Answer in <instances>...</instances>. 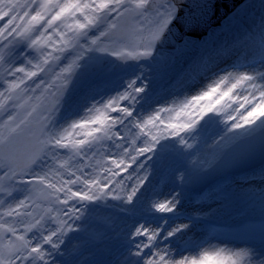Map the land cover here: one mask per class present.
<instances>
[{
	"label": "snow or ice",
	"instance_id": "6c2138e0",
	"mask_svg": "<svg viewBox=\"0 0 264 264\" xmlns=\"http://www.w3.org/2000/svg\"><path fill=\"white\" fill-rule=\"evenodd\" d=\"M130 2L131 0H0V22H3L0 23V44L7 41L4 46L8 47L24 38L29 42L28 47L37 50L42 57L36 63L28 60L27 63L32 69L28 70L24 67L14 69L3 67V56L0 55V67L3 68L4 82L8 85L5 90L9 94L7 99H11V93L16 90L30 91L33 94L39 93L35 99L43 106L39 128L30 133L26 146L20 149L9 142L4 158L13 159L23 151L28 157L29 165L35 164L44 156L56 159L61 154H71L70 159L71 156H75L82 162L90 158L89 153L94 157L100 149H104L105 142H110V146L116 150L112 153L115 158L104 161L102 177L88 179L85 165L76 172H70L68 179L56 183L49 180L47 173L43 176L36 175L34 181H21L42 185L40 195L49 204L47 215L35 217L34 223L27 224L24 228L25 233L38 229L39 243L33 244L31 238L26 239L25 235L17 234L14 224H8L7 221L0 223V229L22 242L23 248L27 250V254L22 257L24 260L31 258L40 264H54V261L48 258L53 253L45 251L44 245H50L51 249L63 255V252L59 251L61 244L64 243L62 237L66 231L74 230L68 221L80 219L77 215L79 209L75 204H70V201H93L110 196L113 200H120L123 204L131 206L122 208L129 212L142 204L141 196L147 190L146 183H150V169L161 159L166 148L165 145H161V139L176 137L179 144L191 148L188 139L181 134L192 132L210 113L225 116L226 132L234 134L230 139L239 140L242 137L259 135L261 147L264 148V84H258L254 76L223 69L211 72L212 68L207 66L201 75L211 82L205 90L193 95L191 99L184 100L174 120L165 121L162 116V113L175 110L170 108H161L147 119L136 118L134 110L138 97L145 92L144 86L137 85L140 79L138 76L135 80L129 81L122 93L109 98L106 102L97 101L91 105L86 118L74 120L68 127L60 130L54 127L53 121L65 102L66 93H69V77L74 67L81 66L78 61L84 59L85 52H108L118 59H154L155 45L166 34L173 32L177 21L184 23L188 29L200 23L195 17L182 20L180 9L168 0H162L156 5L152 0H135V9L138 10L136 15L143 17L147 26H135L132 30L135 38L130 48L125 45L119 51H109V46L101 47L103 38L109 39L112 43L129 38V29L126 27H121L118 32L113 30L117 29V22L130 12L128 7ZM114 15L116 19L110 20ZM69 60L71 63L62 66ZM18 73H22L23 77L17 76ZM42 73L44 75H41ZM209 73L212 75L209 76ZM6 77L14 79L8 81ZM28 80H32L31 85L27 84ZM21 85L25 87L21 89ZM2 97H5V92H0V98ZM32 99L33 97L29 96L25 103ZM3 107L4 104L0 103V109ZM228 109L232 111L228 112ZM35 111L36 106H33L27 115L32 116ZM113 113L116 115H112ZM14 120L15 117L9 116L7 123ZM257 122L258 127H253ZM23 123L25 121L22 120L20 124ZM20 124L16 127L19 128ZM134 129L137 131H133ZM154 129L159 131L154 132ZM239 130L244 131L237 134ZM3 144L4 141L0 140V145ZM157 145L160 146L159 153ZM229 163L226 162L225 166ZM77 172L80 175H77ZM125 173L127 175H124ZM116 177L120 179H114ZM185 178L184 174L180 177L182 181ZM77 184H82L86 191L74 190L73 186ZM29 199L31 197L20 200L15 207L10 206L0 216L10 218L32 216L30 209L33 204L27 202ZM179 203L177 194L164 201H153L151 207L157 213L176 215ZM0 204H3V201H0ZM52 205L63 207L55 208ZM53 212H56L55 216L52 215ZM60 216L68 217V220H59ZM49 223H55L56 227L49 229L47 227ZM187 228V224H182L161 230L159 225L153 228L147 224H140L129 233L139 239L136 240V250L132 253L135 259L126 264H213V262L229 264V260L221 258L220 253H215L214 256L204 253L199 258L175 259L169 247L162 245L169 237H175L177 233H182ZM6 247L11 250L15 245L12 240H8ZM19 251V249L10 251L8 259L0 257V264H17V259L21 258ZM230 264H236V261L230 260ZM261 264H264V261Z\"/></svg>",
	"mask_w": 264,
	"mask_h": 264
},
{
	"label": "rangeland",
	"instance_id": "374dc122",
	"mask_svg": "<svg viewBox=\"0 0 264 264\" xmlns=\"http://www.w3.org/2000/svg\"><path fill=\"white\" fill-rule=\"evenodd\" d=\"M169 3H173V2H169ZM128 7L129 9L136 10L135 0H131ZM228 17H230V15ZM228 17L223 21L222 28L218 27L221 28L219 33H221L224 29L225 30L230 29V32L239 31L242 29L253 30L256 23L260 22L259 26L261 28V33L264 34V0H253L252 4L248 8L240 10V14H237L235 19L227 20ZM111 18L116 19L115 15ZM139 18L141 17L135 18L132 21L130 35L132 33V30L134 29L135 20ZM214 28L215 27H213L212 29ZM211 30L209 31L208 35L210 34ZM208 35L204 36L201 40L194 37H186L184 41L178 44L177 47V48L182 47L181 48L182 54L180 56L179 55L176 56V54H171L172 55L171 57H167L165 55H167L168 51L167 50L156 51V45H155L153 50L154 59L146 58V60L142 62L145 64V70L142 73H137V74H134L135 73L134 68L130 66L126 67V68L129 67L127 70L114 71L115 70L114 66L118 63V60L115 61L117 57H114L113 55H109V53L107 52L105 55H103L101 58L95 61L97 65H102L104 59L108 58V62L103 64L105 67L102 70L98 71L100 73L94 79H92L90 81L91 83H89L88 85L90 86L92 83H96V82L103 83L105 80L107 81L105 86L100 89H96L94 92H92L91 95L92 96L94 95L95 98L94 99L90 98L91 100L88 98L87 102L82 107H79V109L76 110V114L72 115L71 117L67 118L64 121L61 120L55 121V123L53 124L54 127L57 130H60L63 127H68L71 124V122L74 120L86 118L89 115L88 108L91 105L95 104L97 101L106 102L109 98L115 97L119 93H122L127 88L129 81L135 80L138 76L140 77V79L137 81V85L144 86L145 92L147 93L152 91V88H149L151 86L149 84H151V82L154 81V93L150 98H148L150 102L146 106H144V103H140V100H138V103L136 104L134 110L135 112L134 115L136 116V118L147 119L150 115H155L156 111H158L161 108H170L175 110L171 112L162 113L163 118L165 119L166 117V119L168 120L176 119L177 111L179 110L184 100L191 99L193 95H197L199 94V92L205 90L207 85L211 82V80L204 82L201 79L200 84L199 83L194 84L192 82L184 80V82L181 83L178 87L174 88L173 86L176 85H172V87L166 90H164L166 87H162L163 83L158 85L157 88H155V83L163 76L164 71L168 70V68H165L166 66L172 65L173 71L177 69V74L182 75V73L186 69H188L190 66L195 64L194 62L201 54L202 49L205 50L208 45L209 46L211 45V47H213L216 44V46H218V44L216 43L217 40L216 38L212 39V41L207 42L209 40V38H207ZM226 36L227 34L224 37ZM251 36L249 35L247 36V38ZM258 37H260V35H258ZM187 38L190 39H188L189 41L185 43ZM217 38L220 39L219 37ZM102 40L105 42L110 41L107 38H103ZM28 43L29 42L27 41V39L21 38L20 40L15 41L13 44H11L8 47L4 46V44H7V41H5L4 44H0V55L3 56V67H8L12 69L16 67H24L28 70H32L31 65H29L27 61L32 60L33 63H36V61L38 59H42V57H40L37 50L30 47L27 48L28 52L20 51L22 47L25 46V44L28 45ZM92 53L97 54V52L95 51H93ZM164 58L167 61V63L165 64H163ZM91 63L92 62H81L79 63L81 65L80 68H86L87 66H90ZM153 63L159 65L157 69L148 68L150 66H153ZM257 67L262 68L259 72L260 73L259 75L264 77L263 64L258 66L246 67L241 70L235 71L234 73L245 72L244 74L255 77L256 74L254 75V73H256L255 69H257ZM77 68L79 69V67L73 68L72 74L77 70ZM187 72H185L184 75H186ZM72 74L69 77V82H68L69 93H66L67 95L66 97L69 96L71 98V102H67L66 106H64L63 104L57 115L63 113L72 105V103L77 99L76 97L73 96V94H76V91L85 87L87 82H89V80L93 77L94 73L84 82H80L79 80L75 79L72 76ZM111 74H116V75L111 79H106ZM41 75L44 74L42 73ZM122 75L126 77L122 78L121 77ZM17 76L23 77V74L18 73ZM105 76L106 78L102 79ZM6 79L8 81H11L14 78L6 77ZM4 80H5V76L3 74V68L0 67V92H5V97L0 98V103L4 104L3 109H0V140L3 141L8 139L11 133L19 131L25 124L29 123L31 120L35 122H39L40 118L36 119L35 115L37 112L43 110V106L41 105V102L35 99V96L39 95V93L33 94L30 91L16 90L11 93L12 98L7 99L9 94L5 90L7 89L8 85L7 83L4 82ZM29 82L30 80L27 81V84L31 85ZM138 82H140V84H138ZM110 84H114L115 87L109 88L108 85ZM24 87H25L24 85H21V89H23ZM245 87H247V85H245ZM149 89L151 91H149ZM158 89L162 93L158 94L159 93ZM144 93H141L140 97L138 98H141L144 95ZM29 96L33 97V99L29 101L32 104L30 111H32L33 106H36V111L33 112L32 116H28L27 113L29 111L25 112L23 110L24 107H20V105H23L24 101H26ZM44 103H46V101H44ZM233 107L236 106L233 105ZM227 111L231 112L232 110L228 109ZM9 116L15 117V120L12 121L11 123H7ZM225 119L226 118L223 115L215 116L214 114L210 113L209 116L205 117L203 120L199 122V124L196 126L194 130H192V132L182 133L181 135L185 136L188 139V143L192 145L191 148H187L179 144L177 142L178 138L176 137H169L166 140L161 139L160 141L161 145L166 146L165 151L162 153L161 159L157 163H155L150 169L151 171L150 183H146L147 190L144 191L143 195L141 196L143 203L138 205L133 211L129 212L122 210V208H128L131 206H127L123 204V202L120 200H113L111 199L110 196L93 201H70V204H75L76 207L79 209L77 215L80 216V219L75 221L72 220L68 221L70 224H72L74 230L71 231L70 234H66L65 232V235L62 237L64 243L61 244L59 251L63 252V256H64L63 248L65 247V244L69 243V245L67 246V250L75 251L74 253H76L75 255L76 261L78 262V264H82L86 258V255L85 256L82 255V251L87 246V242H89L88 245L92 248L91 252H89L88 254L90 262L92 263L94 262V264L97 263L102 264L100 263V260H103L104 258L108 257V264H126V262L135 259L132 253H134L136 250L135 242L139 238H134L133 236L129 235L130 232L134 231L135 227L139 226L140 224H147L150 227L155 228L159 225L161 230H163L164 228H171L176 225H182L179 222L176 223L170 222L169 225H165V226L160 225V223L163 222L161 218H165L166 214L155 212V209L151 207V202L164 201L165 199H169L171 198V196L177 194H179V199H180V203L177 206H180L182 202H184L185 194L191 193L192 191L189 186L190 177L195 175L193 174L192 171L194 167L197 168L203 162L202 160H200L201 155H199L195 160L194 157L198 155L199 151L203 150L205 144L209 142L212 143L211 145L212 149L210 146L206 150V152L210 153L213 152L214 150L217 151L218 148L222 146V144L226 140L230 139L234 135L230 131L226 132L227 124L225 122ZM22 120L25 121V123L20 124ZM258 123L259 122H257V124ZM18 124H20L19 128L16 127V125ZM13 129H15V131H13ZM133 131H137V130L134 129ZM158 131L159 129H154V132H158ZM243 131L244 130H239L237 134H240ZM221 137H225V139L222 140ZM141 139H143V137ZM237 141L233 142L225 149L227 150ZM105 149H107V151H105ZM159 149L160 146L157 145L158 153H159ZM61 151L63 152V150ZM115 151L116 150L110 146V142H105L104 149H100V151L97 152L94 157L92 156L91 153H89L90 158L85 159L82 162L79 161L78 158H76L75 156H71L70 159L69 156L71 154H67V155L61 154L56 159L48 158L47 159L48 162L46 163V165L44 164L41 165L40 167L41 170L39 174L33 173L26 176H29L27 179L35 180L36 175L43 176L45 175V173H47L49 180L52 183H56L57 181L68 179L70 172H76L78 168L86 165L87 166L86 175L88 179H92L97 176L102 177V168L105 167L104 161L106 159L115 158L112 155V153ZM219 159L215 161L209 168L213 167L219 161ZM61 165H63V167H61ZM129 171H131V169ZM5 173L8 174L5 175ZM15 173L16 170L12 164L8 163L7 161L0 160V194L15 189L13 196L2 198L0 200L3 201V204H0V214L7 211V209L10 206L15 207L20 200H24L27 197H31V199H29L27 202L29 204H33V207L30 209L33 215L22 216L18 218L0 216V223H4V221H7L8 224H14V226L17 229V234L25 235L26 239L31 238L32 243L36 244L40 242L39 230L33 229L32 232L25 233L24 228L27 224H33L35 217L40 215H47V209L49 207V204L43 202L39 198L40 190L43 187L42 185H38L35 183V184H31L30 186H24L22 188L20 187L16 188V186H13L16 180L20 181L23 179L20 177L22 173H20L17 176H15ZM182 174H184L186 177L185 180L183 181L180 179ZM77 175H80V173L77 172ZM124 175H127V173H125ZM71 178L75 179V177H71ZM250 178L241 177V179H235L229 181V184L226 185L225 187L226 193H230V191L232 190H234V192L236 193L232 192L231 195L232 194L239 195L246 192H255L250 190H244V191L235 190L236 187L248 188L253 186H259L260 188L258 189V191L264 192V177H258L255 179H250ZM114 179H120V177H116ZM23 184H25V182ZM73 188L74 190L86 191V189L83 187L82 184H77L73 186ZM36 191L37 193H39V195H37V193L35 194ZM167 192L169 194H166ZM226 199L227 198H225V200ZM33 202H35V204ZM52 206L55 208L63 207L61 205H52ZM202 206H203L202 210H199L198 213L203 212L208 217H215L214 212L218 210L214 202L207 204H196L194 205V208H200ZM263 207H264V199L255 202L254 207L252 208H254L255 210H259L262 209ZM187 208L189 207L187 206ZM21 211L23 212L24 209H21ZM122 213H126L127 216L122 215ZM134 214H136V216ZM143 214H146L147 217H143L142 216ZM52 215L55 216L56 212H53ZM58 219L68 220V217L60 216L58 217ZM192 224H195V227L199 226L198 223H194V221H192L191 223L187 224L188 225L187 229H185L182 233H177L175 237H169L168 238L169 240L167 242H164V244L162 245L169 247L175 259L184 255L185 253H190V252L198 253L200 251H203V249L206 248L208 245L213 244V242L209 241L205 245H201L199 248L194 249L196 243L195 236L192 238H188L190 232L194 231L193 230L194 225ZM47 227L49 229H52L56 227V224L49 223L47 224ZM2 232L5 231L3 229H0V235ZM73 235L76 236L74 237ZM73 237L76 240V242L70 243ZM8 240H12L13 244L14 245L16 244L14 237H12L10 233H7L6 237L4 238L0 236V257L5 259H8L10 257V254H5V251L10 252L13 251L14 249L13 248L10 250L9 248H6ZM182 243L188 244V248L179 251V249H181L182 247ZM228 245H225L223 248H221V250H219L220 252L217 250L211 251L210 255L214 256L215 253H220V256L222 258L229 260V264H230V260H235L236 264H253L254 262L261 264V262L264 261V253L260 254V252L256 251L255 248L252 246L235 245V244H231L229 246ZM19 250H20L19 255L21 258L17 259V264H40L39 261H32L31 258H29L28 260H24L22 257L27 254V250L24 249L23 247ZM44 250L51 251L53 253V255L50 257L52 260L60 255L57 253L56 250H53L51 248ZM118 255L119 257L117 258Z\"/></svg>",
	"mask_w": 264,
	"mask_h": 264
},
{
	"label": "bare ground",
	"instance_id": "6f19581e",
	"mask_svg": "<svg viewBox=\"0 0 264 264\" xmlns=\"http://www.w3.org/2000/svg\"><path fill=\"white\" fill-rule=\"evenodd\" d=\"M252 1L253 0H249L246 3H244L243 5H241V7H239L232 15H230V17H228L227 20L235 19L236 18V15L237 14H240V10L241 9L248 8L252 4ZM110 20H115V19L114 18H111ZM137 25L144 26V27L147 26L146 23L144 22V18L143 17L135 20L134 28ZM221 28H222V26H221ZM221 28L215 27L210 32V34L212 36L210 34L207 36V38H209V40L207 42L212 41V39L216 38L217 40L216 39L215 40H216V43L218 44V46H216V44L214 43L215 45L213 47H211V45L210 46L208 45L205 50L202 49L201 54L199 55V57L194 62L195 64L192 65V66H190L185 71L193 70L194 67H195V65H198L200 63H201L200 66H199L200 69L203 68V66L211 67L212 69L213 68H216L217 69L218 65H216L215 63L220 62V56L223 53H224L223 59L225 61H227V60L230 61L231 59L234 60L236 58L237 59H240L242 56H246V54L243 53L245 51H249L251 49H253L252 50L253 52L254 51H258L259 49H256V46L261 45V41L264 40V38L262 37L263 36V33H261V28H258V29H255V30H252V29H246V30H244V32L243 33H240L238 36L245 35L246 33L249 34V32H250V34L252 36L250 35L251 37H249L250 38L249 40H243V41L242 40L234 41L238 37H235V38L234 37H229V35H227L226 37H224L229 31L223 30V32L219 33ZM94 31L95 30L93 29V32ZM255 33L258 34V35H260V37L262 39H257L258 37L257 38L254 37L253 34H255ZM90 35H91V33H90ZM217 37H219L220 39H218ZM134 38H135V33L132 31L130 37L128 39L124 40V41H120L118 43H112L111 41H106L105 42V41L102 40V43H101L100 46L101 47H104V46L107 45V46H109V51H113V50L119 51L122 48H124L125 45H127L130 48L132 46V42H133V39ZM188 39H190V38H187V40L185 41V43L189 41ZM250 40H251L250 46H248V48H245V43L248 42V41H250ZM232 41H234V42H232ZM230 42H232V43H230ZM27 48H28V45L25 44V46H23L20 51L27 52V50H28ZM181 48L182 47L176 48L174 50H170V51H168L167 55H165V56L171 57L172 56L171 54H176V56L177 55L180 56L182 54L181 53ZM95 52H97V54H94L92 52H85L84 53V59L81 60V61H78V63H81V62H92L91 65L96 64L95 61H97L99 58H101L103 55H105L107 53V52H98V51H95ZM26 55H28V54H26ZM202 55H203V57H201ZM114 57H116V56H114ZM39 60L40 59H38L36 62H38ZM116 60H118V58H116L115 61ZM163 62H164L163 64L167 63V61L165 60V58L163 59ZM223 62L224 61H222L220 63V65L225 64ZM67 63H71V60L66 61L62 66H66ZM158 66L159 65L153 63V66H150L148 68L149 69H152V68H156L157 69ZM133 68H135L134 69V72H135L134 74L142 73L145 70V64L144 63H141V64H138L136 66H133ZM165 68H168V70L167 71H164L163 76L159 80L156 81L155 88L158 85H160L161 83H163L162 85H164L166 83H172L173 84L179 77H181L180 75L178 76V74L175 76V73L177 72V69H175L173 71L172 65L166 66ZM86 69H88V68H86ZM232 69H234V68H232ZM261 69L262 68L257 67V69H255L256 70V73H254V75L256 74L255 78H256V82L258 84H264V77H262V76L259 75L260 74L259 72H260ZM228 71H231V70H228ZM99 73L100 72H98L96 74H93V77L89 80V82H87V86H85L82 89L76 91V94H73V96L76 97L77 99L72 103V105H71L72 106V109L69 110V112L67 114H72L77 109H79V107H82L87 102L86 100H83L84 97H86V95H88L87 98L94 99L95 98L94 95L92 96V95L89 94L90 91H92L95 88L100 89V87H104L105 86L106 83H104V82L103 83L96 82V83H93L90 88H88V84L90 83V81L92 79H94ZM236 73L244 74L245 72H236ZM192 74H194V73H192ZM210 75H212V74H210ZM194 78H196V76H194ZM212 78H214V77H212ZM33 80H35V78H33ZM31 83H32V80L30 81V84ZM138 84H140V82H138ZM149 85H151L149 88H152V91L149 89V91H151V92H149V93L145 92L144 95L141 98H138V100H140V103H143V102L147 101L148 97L153 94V92H154V81H152L151 84H149ZM146 93H147V95H146ZM80 94H82V95H80ZM67 102H71V98L69 96L66 97L64 106H66V103ZM148 103L149 102H146L144 104V106L148 105ZM31 106H32V104L29 101L27 103H25V101H24V104H23V107L24 108H23V110L25 112H28V111L31 110ZM42 113H43V110L37 112L36 115H35V118L36 119L41 118V114ZM165 120L167 121L168 119H166V117H165ZM54 123H55V120L53 121V124ZM258 125H259V123L257 125H255V126H253V127H258ZM234 141H236V140L229 139V140H227L224 143V146L220 150L213 151V152H210V153L209 152H206V150L212 145V143L209 142V143L205 144L203 150L202 151H199L198 152V155H196L194 157V160H195L199 155H201L200 156V160H202L203 162L197 168L194 167V169H193L192 172L193 173H198L200 171L206 170L209 166H211L215 161L218 160V158L221 156V154L223 153V151L225 150V148L228 145H231ZM211 149H212V146H211ZM213 149H214V147H213ZM205 152H206V154H205ZM47 159H48L47 156L42 157V159H40L36 163V165H34L32 167H29L28 169L23 170L24 171L23 173H27V175H30V174H33V173H38L39 174L40 173V170H41V168H40L41 165L42 164L46 165V163L48 162ZM262 170H264V167H262V168H260L258 170H255L254 172L257 173V172H260ZM229 176L230 175L228 173H225L224 176L222 178H220L219 180H217L216 182L217 183H221L222 181L227 180V178ZM20 177L23 178L22 179L23 181H29V180H31V179H27L29 176H26V175H21ZM22 180H20V181L16 180L13 186H16V188L17 187L22 188L24 186H30L31 185V184H28L26 182H25V184H23L21 182ZM32 184H35V183H32ZM257 187L258 186L248 187V188H246V190L256 191L257 190ZM239 189L242 190L243 188H239ZM14 190L8 191L4 195H0V200L2 198H7V197L13 196ZM36 193H37V191L35 192V194ZM166 194H169V193L167 192ZM37 195H39V193H37ZM39 209H40V207H39ZM211 219L217 221L214 218H211ZM177 221L178 220H176L175 222H177ZM196 228H198V226ZM68 233H70V232H68ZM73 236H75V235H73ZM220 242H225V241H220ZM225 243H227V242H225ZM232 244H239V243H232ZM68 245L69 244H65V247L63 248V250H64V256L63 255H59L57 258H55L53 260L50 257H48V258L50 260L54 261V264H63L64 263L63 262L64 260L65 261L66 260H69V261L74 260V255H73L72 250H67V246ZM229 245H231V244H229ZM239 245H242V244H239ZM48 246L49 245H44L43 248L44 249H48ZM224 246L225 245H223L222 243H219V242L218 243H213V244L208 245L206 248H204L203 251H200L198 253H196V252L185 253L184 255H182V256H180V257H178L176 259L179 260V259H181L183 257H190V258L191 257H197V258H199L204 253H208L210 255V252L211 251H213V250L219 251ZM90 251H91L90 248H86L82 253L85 254V253H88ZM213 264H214V262H213ZM253 264H258V263L254 262Z\"/></svg>",
	"mask_w": 264,
	"mask_h": 264
},
{
	"label": "water",
	"instance_id": "95a60500",
	"mask_svg": "<svg viewBox=\"0 0 264 264\" xmlns=\"http://www.w3.org/2000/svg\"><path fill=\"white\" fill-rule=\"evenodd\" d=\"M174 2L180 9L181 19H192L195 17L200 23L198 26L188 29L184 26V23L177 21L174 25L173 32L166 34L160 42L156 44V49H174L177 45L184 41L185 37L190 36L201 40L204 36L208 35L209 31L213 27L222 26V22L232 13H234L242 4L248 0H168ZM162 0H152L154 5L161 3ZM131 10L126 13L125 16L119 20V25L116 31L118 32L121 27H126L131 31L132 20L136 17V12ZM190 14V15H189ZM130 35V34H129ZM133 60L130 58L118 59L117 68L125 67L126 65H134L136 62L143 60ZM108 62V58L104 59L103 64ZM95 65L92 68L78 69L74 76L81 81L88 79L95 71L100 70L104 65ZM39 128V122L31 121L26 124L24 129L11 134V137L4 141L3 145H0V160H4L12 164L16 170L15 175H19L23 170L35 165H29L28 157L21 151L19 155H16L13 159L4 158L7 154V146L9 142L16 147L23 149L30 137L31 132H35ZM260 139L259 135L246 139L242 143L232 147L225 155L224 159L211 171L204 173L208 176L210 182L222 177L224 171L239 172L241 170L253 169L264 164V148L258 147L256 150L247 152L248 145L250 143L257 142ZM240 148V149H239ZM236 155L239 161H228V159ZM226 162H230L228 166H225ZM43 201L44 198L41 196ZM2 238L5 237V233H1ZM23 247L22 242L16 240V245L13 251ZM6 254L10 252L5 251Z\"/></svg>",
	"mask_w": 264,
	"mask_h": 264
}]
</instances>
